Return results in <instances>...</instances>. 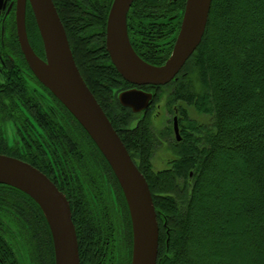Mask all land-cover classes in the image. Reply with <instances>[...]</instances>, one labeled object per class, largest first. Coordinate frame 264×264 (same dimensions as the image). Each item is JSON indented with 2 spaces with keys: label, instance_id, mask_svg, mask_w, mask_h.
Instances as JSON below:
<instances>
[{
  "label": "trees",
  "instance_id": "1",
  "mask_svg": "<svg viewBox=\"0 0 264 264\" xmlns=\"http://www.w3.org/2000/svg\"><path fill=\"white\" fill-rule=\"evenodd\" d=\"M53 1L84 80L149 183L160 228L157 264H264V0H212L198 48L174 80L156 88L153 104L140 113L117 99V93L131 84L106 47L113 0ZM185 3L133 1L128 33L145 61L160 65L168 59ZM27 14V30L42 50L31 8ZM158 103L169 114L177 113L180 140L173 135L172 120L158 129L154 125ZM65 109L70 123L52 121L57 135L49 137L57 143L38 141L36 157L27 148L20 157L46 172L69 199L81 264L97 262L91 248L100 219L104 264H131L133 236L125 196L106 158ZM163 139L174 155L168 167L156 169L152 158ZM3 187L28 197L46 222L30 196L0 184V197ZM118 197L128 216L127 240L124 220L120 226L114 218L110 221L113 213L117 218L112 210L119 207ZM2 235L0 231V257L19 263ZM126 242L129 256L121 248Z\"/></svg>",
  "mask_w": 264,
  "mask_h": 264
},
{
  "label": "water",
  "instance_id": "2",
  "mask_svg": "<svg viewBox=\"0 0 264 264\" xmlns=\"http://www.w3.org/2000/svg\"><path fill=\"white\" fill-rule=\"evenodd\" d=\"M133 1L112 2L106 29V46L112 62L127 81L136 85L169 83L201 43L212 0H186L172 53L161 65L145 61L130 41L127 15ZM27 2L42 38L45 59L29 41ZM16 25L22 51L33 72L87 131L120 184L132 223L131 264H157L160 229L149 183L84 80L54 1L17 0ZM153 98L152 92L136 87L119 95L122 105L131 106L133 112L146 109ZM176 132L179 139L177 126ZM0 183L20 189L40 206L52 232L56 264H80L71 205L57 185L32 164L5 154H0Z\"/></svg>",
  "mask_w": 264,
  "mask_h": 264
},
{
  "label": "flooded vegetation",
  "instance_id": "3",
  "mask_svg": "<svg viewBox=\"0 0 264 264\" xmlns=\"http://www.w3.org/2000/svg\"><path fill=\"white\" fill-rule=\"evenodd\" d=\"M169 1L176 2L178 0ZM16 5L17 0H0V154L16 157L35 166L33 163L20 157L24 148H27L26 152H30L34 155V157H36V145L38 141L49 146H51L50 144L53 145L57 143L56 139L49 137L52 134L57 135L55 126L52 124L53 119L61 118V121L64 120L66 123H70L71 119L64 107L65 105L37 78L22 51L17 33ZM29 6V2H27L26 26L28 16L27 13L31 8H29ZM27 33L34 51L41 58L45 59L46 55L44 46L42 50H40L39 47L36 46V42L33 37H30L31 34H29L28 30ZM129 83L131 86L121 89L117 93V99L121 105L122 103L119 100L120 93L131 88L136 87L147 92H152L154 95L150 105L140 112L146 111L153 104L156 95V88L161 85H165H136L131 82ZM150 88L152 89L149 90ZM58 102H60L63 106ZM122 106L128 107L132 110L131 106ZM153 112V119L156 118V122L161 121V124L163 123L162 126L168 125L172 120L170 124L173 129V135L177 138L178 134L176 132V126L178 133L180 128L177 113L175 114V112H173L169 114L163 105H160L159 103L156 104ZM67 132L70 135L71 128L67 129ZM179 137L181 138L180 134ZM180 138L177 139L180 140ZM44 173L52 180L46 172ZM0 184L6 185L3 183ZM111 184L114 186L113 183ZM59 190L62 191L60 188ZM115 190V187H113V192H115ZM1 194L0 231L3 232L2 237L7 248H9L14 256L16 255L20 261L19 263L17 261L11 262L0 257V264H56L52 232L46 217L45 222L42 215L37 211L36 204L29 202L28 197L24 198L20 192L8 187H3ZM117 199L120 202L119 207L117 205V208L112 210L117 211V218L112 217V215H115V213H113L110 215V221H113L114 218L115 223H118L120 226L121 221L124 220L123 238L126 239L129 235L128 216L123 203H121V198L118 197ZM23 220H25L27 224L26 226L23 225ZM96 235L97 236L94 239L95 246L91 248V251L94 250V254L97 256L96 264H104L105 238L104 225L101 219L98 220ZM121 248L126 255L129 256V244L127 242L125 244L121 243Z\"/></svg>",
  "mask_w": 264,
  "mask_h": 264
},
{
  "label": "rangeland",
  "instance_id": "4",
  "mask_svg": "<svg viewBox=\"0 0 264 264\" xmlns=\"http://www.w3.org/2000/svg\"><path fill=\"white\" fill-rule=\"evenodd\" d=\"M194 116H196V113H193ZM154 125L156 124L157 129L162 127L161 121L156 122V118L153 119ZM135 123H133L134 125ZM172 155H174V152L172 148L169 146V143H167V140H161L159 146L155 150L152 158V162L154 164V167L156 169H163L168 167V160L172 158Z\"/></svg>",
  "mask_w": 264,
  "mask_h": 264
}]
</instances>
